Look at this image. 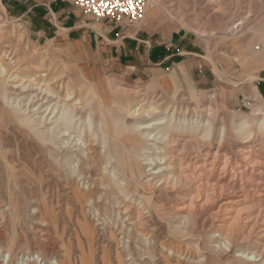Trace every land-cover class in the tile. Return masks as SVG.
<instances>
[{
  "label": "rangeland",
  "instance_id": "374dc122",
  "mask_svg": "<svg viewBox=\"0 0 264 264\" xmlns=\"http://www.w3.org/2000/svg\"><path fill=\"white\" fill-rule=\"evenodd\" d=\"M145 14L141 24L157 39L184 36L189 45L200 46L188 50L196 56L184 55L189 62L179 68L167 90L131 74L115 72L83 44L74 45L55 36L50 39L56 44L52 49L48 40L35 41L24 19L8 15L2 2L0 22L6 28L0 44L2 48L9 45L8 50H14L22 63L45 60L43 65L50 73H63L61 80L77 94L84 96L83 92L94 85L97 99L92 97L93 122L108 132L126 130L131 123L125 118L121 129L111 125L108 114L113 117L114 106L125 110L146 97L166 107L191 111L195 106L213 108L212 141L179 138L173 148L179 170L181 164L189 163L207 167L200 178L208 182L203 200L190 205L189 198L197 194L194 188H166L163 182L154 186L156 181L149 178L144 179V187L153 188L156 197L154 206L143 211L138 198L145 191L132 181L134 193L127 199L122 197V205L114 204V196H107V190L97 183L100 209L112 207L121 215L118 220L130 237L125 249L121 229L117 231L113 222H102L107 218L105 212L94 217L90 208L78 201L77 194L84 193L85 186L55 164L49 147L16 124L0 97V264H7L6 255L11 257L10 264H27L22 256L28 253L58 264L66 263L67 256L71 264H238L235 259L242 253L236 250L242 248L264 258V174H260L264 172V136L255 127L248 140L240 139L237 132L242 120L251 121L255 110L264 106L255 90L259 72L264 69V0H150ZM63 50L96 79L92 81L80 68L66 64ZM11 89L23 93L22 88ZM57 92L64 97L63 91ZM21 95L23 98L26 93ZM88 116L81 114L83 119ZM224 128L226 137L221 139ZM89 140V172L97 182L102 158L95 139ZM129 145L135 150L139 147L137 143ZM210 162L216 163L212 176ZM244 169L247 175L240 174ZM149 183L153 187L149 188ZM226 200L234 202L231 215L222 208ZM225 216L231 219L225 221ZM181 222L183 231L178 235L175 228ZM219 233L232 236V253L213 251L217 250L214 242L220 238ZM165 249L178 255L170 256Z\"/></svg>",
  "mask_w": 264,
  "mask_h": 264
},
{
  "label": "bare ground",
  "instance_id": "6f19581e",
  "mask_svg": "<svg viewBox=\"0 0 264 264\" xmlns=\"http://www.w3.org/2000/svg\"><path fill=\"white\" fill-rule=\"evenodd\" d=\"M5 28L6 26L0 22V43L4 39L2 30ZM9 48V45L2 48L0 44V97L9 108L10 115L15 118L17 122L15 123L28 131L30 137L39 144L49 147L51 158L55 164L60 169L64 168L70 179L73 181L75 179L79 185L85 186L86 191L82 194L78 192L77 198L78 201L90 208L91 215L99 217L100 212L103 211L97 202L100 195L97 188L99 186L107 190V196H114V204L122 205L123 201L120 202V199L122 197L127 199L134 193L132 189V183H134L136 188L145 191L138 198L140 204L144 206L142 210L151 209L154 206L156 193L153 188L146 189L143 183L144 179L149 178H152V182L156 181L154 186L163 182L162 186L166 188L169 186L180 189H185L186 186L194 188L197 194L189 198L190 205L203 200L201 199L202 192L208 182L206 183L204 179V182H201L200 178L206 174L207 167L202 169V167L198 168L197 165L192 166L189 163L185 166L181 164L179 170L176 166L178 159L174 156L173 148L179 138H188L192 142L197 141L198 138L207 142L212 141L213 108L195 106L192 111L188 108L189 111L177 106L166 107L164 103L146 97L136 101L125 110L117 109L114 106L113 117L112 113L108 114L111 118V125L119 127L125 118L129 119L131 123L129 126L126 125V130L108 132L103 130L101 124L95 125L96 122H93L95 118H92V97L97 96L94 85L89 87L87 93L83 92L84 96L82 93L77 94L69 83L61 80L63 73L58 75L50 73L51 70L43 65L45 60L32 65L22 63L17 53L14 50H8ZM11 86L22 88V92L26 95L22 98L21 94L23 93L19 94L14 89L12 90ZM116 89L119 88L116 87ZM59 90L64 92V97L59 96L57 92ZM84 112L89 113L86 119L81 117ZM242 121L237 131L240 139H251L254 127L259 135L264 136V106H259L255 110L251 121ZM225 132V128L221 130V139L225 136ZM91 138H94L95 143L98 144V151L102 158L103 169L100 172L101 178L97 182L92 180L89 172L92 166L89 155V139ZM129 143H137L139 147L135 150ZM215 164L213 162L209 164L210 176L214 172ZM245 173V169L240 172L241 175H247ZM260 174H264V172L260 171ZM97 183L100 185L97 186ZM148 187H153V184L149 183ZM225 203L222 208L226 215H231L234 211L232 209L234 202L226 200ZM109 210L111 212L106 213ZM4 212L5 210L2 211V214ZM103 212L107 218L104 217L102 222L106 225L113 222V226L118 228L117 231L119 228L121 229L119 234L122 235V240L126 241V243L123 242L125 243L123 245L127 249L130 237L123 229L124 224L122 225L118 220V217L121 216L120 213L112 207H106ZM229 219L231 218L226 217L225 221ZM183 222H186V219ZM183 222L175 228V233L178 235L183 231ZM84 228L86 231L89 230L88 227ZM219 237L214 242L217 244V250L213 251L217 252L220 249L224 253H232L235 248L233 239L231 240L232 236L223 233ZM146 240H148L146 243L150 242V239ZM165 251L170 256L176 253L172 249H165ZM237 251L242 253L235 259L238 264H264V258L255 252L249 253L243 248ZM1 254L2 247H0ZM176 254L178 255V253ZM6 257L9 258L7 264H10V255H6ZM22 257L23 260L26 259L27 264H58L55 260L48 261L36 254L28 253ZM31 257L34 258L32 261ZM66 258V263L61 264H71L70 257Z\"/></svg>",
  "mask_w": 264,
  "mask_h": 264
},
{
  "label": "crops",
  "instance_id": "0c3cea01",
  "mask_svg": "<svg viewBox=\"0 0 264 264\" xmlns=\"http://www.w3.org/2000/svg\"><path fill=\"white\" fill-rule=\"evenodd\" d=\"M0 2L8 15L24 19L35 41L48 40L47 44L50 42L52 49L56 44L50 39L55 36L74 45L83 44L99 61L106 62L115 72L131 74L140 81L156 83L166 90L173 85L172 78L179 68L189 62L184 55H197L188 50L200 48L189 45L184 36L157 39L143 24L123 29L107 20L96 21L92 16L77 10L67 0ZM63 51L66 64L80 68L92 81L96 79L94 73L85 71L71 53ZM255 90L264 100V69L259 72Z\"/></svg>",
  "mask_w": 264,
  "mask_h": 264
},
{
  "label": "built area",
  "instance_id": "2783aa9c",
  "mask_svg": "<svg viewBox=\"0 0 264 264\" xmlns=\"http://www.w3.org/2000/svg\"><path fill=\"white\" fill-rule=\"evenodd\" d=\"M67 2L96 21L107 20L121 27L133 28L143 22L150 0H67Z\"/></svg>",
  "mask_w": 264,
  "mask_h": 264
}]
</instances>
